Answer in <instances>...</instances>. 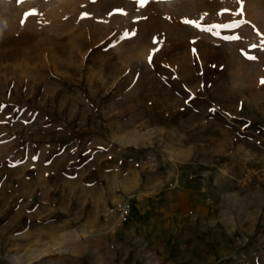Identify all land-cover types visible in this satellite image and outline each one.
I'll return each mask as SVG.
<instances>
[{
	"label": "rangeland",
	"instance_id": "rangeland-1",
	"mask_svg": "<svg viewBox=\"0 0 264 264\" xmlns=\"http://www.w3.org/2000/svg\"><path fill=\"white\" fill-rule=\"evenodd\" d=\"M239 7L0 0V264H264V45L252 28L264 33V0L230 14ZM185 18L249 23L215 36ZM132 98L135 121L151 100L145 119L175 129L152 147L184 148L187 165L95 150L102 110L125 114ZM186 102L197 114L183 111L181 126L169 105ZM128 197L121 224L110 210Z\"/></svg>",
	"mask_w": 264,
	"mask_h": 264
},
{
	"label": "crops",
	"instance_id": "crops-1",
	"mask_svg": "<svg viewBox=\"0 0 264 264\" xmlns=\"http://www.w3.org/2000/svg\"><path fill=\"white\" fill-rule=\"evenodd\" d=\"M119 98H122L121 96H118ZM114 97H111V100L113 101ZM130 104V107L128 108L127 113L123 114V112H113L110 115L102 110V117L100 120L101 124L98 125L93 131H88L89 135H93L94 137L90 138V142L94 143L95 150L97 151H105V152H117L118 156H120V160H123V156L126 155V160H130L135 158V152H150V151H159V161H161L162 165H174L177 167H182L183 165H187L189 163V157L188 155L181 153V151H184V148H172L168 147V143L166 140H160V146L158 149H155L152 147V143H154V140L151 138V135H166L169 133H176L174 130H170L171 127H165L160 121L158 124L151 125V123L145 119V117H149L148 114H151L153 112L152 104L153 102L151 100H147L144 105H142V110L144 113H146V116L139 117L138 121H135L136 117L134 115V112L136 110L135 108V100L132 98V100L128 101ZM141 100H138L137 103L139 104ZM172 102V101H171ZM176 103V102H174ZM174 103H171L169 108H171V113L178 117L180 120L179 125L181 126H187L189 125L186 123L180 115L183 111L186 112L187 115H196L197 111L193 109L191 102H186L185 106L183 105H174ZM105 106H102V108ZM178 109V111H177ZM183 109V110H181ZM155 112L161 113L164 110H154ZM211 116L213 117L215 115L214 110H211ZM170 113V112H169ZM109 117H108V116ZM168 115H165L163 117L164 119L167 118ZM207 122V121H206ZM208 123V122H207ZM192 124V123H190ZM206 125V123H204ZM207 126V125H206ZM174 128V127H172ZM162 141V142H161ZM168 149L178 152H174V155L171 154L169 157L165 152H168ZM187 149L193 150V147H188ZM163 152V154H161ZM120 153V154H119ZM150 155H145L144 160L151 161ZM127 164V163H126ZM132 163H130L131 165ZM129 165V163H128ZM134 165V164H133ZM183 176V173L181 174ZM180 176V177H181ZM191 175H185L183 178L190 179ZM181 180H177L178 187H181ZM183 189H181L182 191ZM187 191V190H185ZM176 194L177 192H173ZM189 193V192H188ZM172 194V195H174Z\"/></svg>",
	"mask_w": 264,
	"mask_h": 264
},
{
	"label": "snow or ice",
	"instance_id": "snow-or-ice-1",
	"mask_svg": "<svg viewBox=\"0 0 264 264\" xmlns=\"http://www.w3.org/2000/svg\"><path fill=\"white\" fill-rule=\"evenodd\" d=\"M136 2L139 4L140 7H144L148 2H150V0H136ZM237 2L240 4V7L237 11L235 12H231L230 14L233 15V16H243L244 14V7H243V0H237ZM225 11H230V10H225ZM35 10H33L32 12H27L24 14V19L21 20V24L25 23L26 19L28 16L30 15H35ZM112 14H122V15H126V13L123 12L122 9H117L116 10V13H110V15ZM221 15H223V12L220 13ZM81 19H85V18H90L89 17V14L88 13H82L81 14ZM203 18H201L200 20H194V19H183L182 20V23L186 24V25H190L192 27H195L197 28L198 30L200 31H206V32H210L212 35H215V36H220V32L223 31V30H232V29H235V28H239L242 24H247L249 23L248 21L246 20H239V21H233L231 23H228V24H211V25H207V24H204L203 22ZM252 28L254 30H256V34L258 36H261L262 39H261V44L264 45V33H260L258 29H255V25H252ZM135 35V32H128V31H125L120 39H129L131 36H134ZM221 39H224V40H228V41H235V40H239L241 39L242 37L239 35V34H234V35H231V36H222L220 37ZM153 43L154 44H159V43H162V41H158L156 38H153ZM194 43V41H193ZM111 46H115V45H111ZM252 48H256L257 45L256 44H253L251 45ZM159 49L158 48H154L152 50V53L149 54V63H151V60H152V55L155 54L156 51H158ZM193 53L195 54L196 53V50L193 49ZM242 54L249 60H255L256 57L255 56H252V55H249L247 52H243L242 51ZM261 83H264V79L261 80Z\"/></svg>",
	"mask_w": 264,
	"mask_h": 264
},
{
	"label": "built area",
	"instance_id": "built-area-1",
	"mask_svg": "<svg viewBox=\"0 0 264 264\" xmlns=\"http://www.w3.org/2000/svg\"><path fill=\"white\" fill-rule=\"evenodd\" d=\"M132 197L125 198L118 206L110 210V213L116 215L121 224L127 223L132 218Z\"/></svg>",
	"mask_w": 264,
	"mask_h": 264
}]
</instances>
